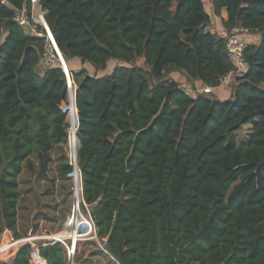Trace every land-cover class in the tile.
I'll use <instances>...</instances> for the list:
<instances>
[{"label": "trees", "instance_id": "obj_1", "mask_svg": "<svg viewBox=\"0 0 264 264\" xmlns=\"http://www.w3.org/2000/svg\"><path fill=\"white\" fill-rule=\"evenodd\" d=\"M35 7L67 65L77 59L104 72L68 66L77 86L79 207L109 262L264 264V0H211L214 15L227 12L226 32L240 26L258 35L224 100L189 96L168 79L181 71L217 88L234 71L224 40L206 30L202 0H37ZM22 8L31 16V0H0V237L10 231L14 240L24 237L19 177L27 172L54 187L51 152L67 141L64 74L40 67L43 37L12 20ZM111 61L119 64L105 74ZM248 124L241 147L235 133ZM59 163L58 180H71L67 156ZM31 247L22 244L0 264H30ZM38 251L45 264H67L60 243Z\"/></svg>", "mask_w": 264, "mask_h": 264}, {"label": "rangeland", "instance_id": "obj_2", "mask_svg": "<svg viewBox=\"0 0 264 264\" xmlns=\"http://www.w3.org/2000/svg\"><path fill=\"white\" fill-rule=\"evenodd\" d=\"M35 6L32 4L31 18L37 21L38 17ZM118 64L117 61L109 62V69L111 70ZM89 66L85 63L81 64V68H87L88 72L97 75V72H94L92 68H88ZM103 73L98 72L97 76ZM249 129L250 125L248 124L235 133V138L241 147L246 144V136ZM66 153V145L56 148L51 152L53 161L48 178L54 179V187H51V184L47 180L36 181L35 177L27 172H23L19 177L22 197L19 202L18 220L19 232L24 237L14 241L12 233H7L8 238L4 239V246L0 248V260L2 262L9 260L16 246L19 247L23 243H29L30 241L33 243V246H31L37 248L40 243H60L65 249L67 264H114L109 262V257L102 253L103 246L96 238L92 227H90L91 222L89 221V217L79 207L81 196L77 194V169L75 168L69 174L71 180L61 181L56 177L60 167L59 160L64 156L66 157ZM78 182L81 189L79 173ZM47 189L50 192L43 194ZM64 193H68L69 196L64 197ZM36 214H38L39 218L33 220ZM47 217H53L55 221L50 222L47 220ZM62 218L64 219L63 222L59 221ZM34 226H37V232L32 234Z\"/></svg>", "mask_w": 264, "mask_h": 264}, {"label": "built area", "instance_id": "obj_3", "mask_svg": "<svg viewBox=\"0 0 264 264\" xmlns=\"http://www.w3.org/2000/svg\"><path fill=\"white\" fill-rule=\"evenodd\" d=\"M4 2V0H2ZM31 4L34 6L37 5V0H31ZM12 20L18 25L23 27L27 33H31L37 37H43L44 46L43 52L40 55V67L45 68H59L64 74L65 84H66V100L60 106L61 112L64 114L65 123H66V147H67V159L68 164L71 166L72 171L77 167V150H78V138L77 132L79 127L78 121V111L76 106V90L77 86L71 77V72L67 65V58L60 52L58 49L55 40L45 24L43 15L34 21L31 16L28 15L25 8L15 11ZM251 33L246 28L235 26L232 27L223 37H220L224 40L225 43V53L227 59L230 61L234 67V71L226 75L220 84L224 83L228 76L232 74L241 75L246 70V63L243 57V51L248 45V38ZM65 66L67 69H65ZM220 86V85H219ZM181 90L192 97H195L198 93L209 94L213 91L211 87H181ZM72 173V172H71ZM79 173V169H78ZM81 196V189H80ZM82 200V199H81ZM89 217V216H88ZM91 226L93 232L95 233L94 226L92 221ZM89 225V224H88ZM29 263L30 264H45L44 259L39 255L37 247H31L29 254Z\"/></svg>", "mask_w": 264, "mask_h": 264}, {"label": "crops", "instance_id": "obj_4", "mask_svg": "<svg viewBox=\"0 0 264 264\" xmlns=\"http://www.w3.org/2000/svg\"><path fill=\"white\" fill-rule=\"evenodd\" d=\"M202 1L204 3L205 11L210 16V25L206 27V30L209 31L211 34H215L219 37H223L227 33L226 30L224 29L223 25H222V21L227 20L226 10L221 9L218 15H214L212 12L211 0H202ZM247 40H248V45L249 44H256L258 41V35L257 34H251ZM68 64H69V67L72 71H79V70L83 69V68H81L82 63L79 62L77 59H70ZM88 68H90V67H88ZM110 71L111 70L109 69V65H108L107 68L105 69V74L109 73ZM88 73L91 74L90 72H88ZM103 74H101V75H103ZM236 76H239V75L232 74V75L228 76L224 83L220 84V86H218L217 88H213V91H212L213 95L216 96L220 100H224V99L229 98L231 95V87H232L231 84H232V82ZM168 79L177 83L180 88L181 87H193V86L197 87V88H203V85L200 81L189 80L187 78V76H185V74L182 73L181 71L171 72L168 75ZM7 233L9 234L11 232L10 231H4L0 237V248H3V246H4L3 245L4 239L6 237L8 238ZM14 241H17V240H14ZM29 243L33 246V243H31L30 241H29ZM23 244H25V243H23ZM14 249H15V251L12 254V256L10 255L9 260L3 261V262L0 260V262L1 263H9L10 260L12 259V257L15 255V253L18 249V246H16Z\"/></svg>", "mask_w": 264, "mask_h": 264}, {"label": "water", "instance_id": "obj_5", "mask_svg": "<svg viewBox=\"0 0 264 264\" xmlns=\"http://www.w3.org/2000/svg\"><path fill=\"white\" fill-rule=\"evenodd\" d=\"M45 24H46V22H45ZM47 25V24H46ZM48 27V26H47ZM49 29V28H48Z\"/></svg>", "mask_w": 264, "mask_h": 264}, {"label": "bare ground", "instance_id": "obj_6", "mask_svg": "<svg viewBox=\"0 0 264 264\" xmlns=\"http://www.w3.org/2000/svg\"><path fill=\"white\" fill-rule=\"evenodd\" d=\"M65 69H67L66 66H65Z\"/></svg>", "mask_w": 264, "mask_h": 264}]
</instances>
